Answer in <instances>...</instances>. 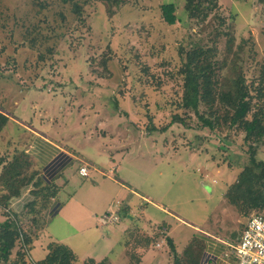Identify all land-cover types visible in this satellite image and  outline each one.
Listing matches in <instances>:
<instances>
[{
    "label": "rangeland",
    "instance_id": "obj_1",
    "mask_svg": "<svg viewBox=\"0 0 264 264\" xmlns=\"http://www.w3.org/2000/svg\"><path fill=\"white\" fill-rule=\"evenodd\" d=\"M187 2L128 0L111 6L101 0H0V110L13 115L0 134V159L35 139L24 128V121L31 120L34 130L76 149L92 168L116 169L130 192L165 206L182 223L206 220L209 229L231 241L241 217L246 218L225 191L250 164L245 132L228 124L216 130L198 127L193 112L188 113L192 128H151L164 127L176 113L187 115L180 107V70L194 50L204 48L217 61L230 56L232 65L230 45L235 51L250 37L257 53L247 49L239 64L248 80L257 79L264 61V0H216V8L199 17L191 16ZM165 4L176 6L175 24L164 19ZM229 68L223 74H230ZM260 106L264 109V99ZM257 157L264 161V138ZM80 163L60 180L65 181L58 197L62 202L68 203L75 191L85 193L82 185L96 176L82 177ZM252 188L264 194L260 184ZM115 203L111 212L121 207ZM68 205L72 214L75 200ZM77 210L88 224L91 212L75 208L74 216ZM25 223L29 228L31 223ZM40 229H28L31 238ZM28 247L21 241L12 257ZM27 253L38 259V251L33 257Z\"/></svg>",
    "mask_w": 264,
    "mask_h": 264
},
{
    "label": "trees",
    "instance_id": "obj_2",
    "mask_svg": "<svg viewBox=\"0 0 264 264\" xmlns=\"http://www.w3.org/2000/svg\"><path fill=\"white\" fill-rule=\"evenodd\" d=\"M101 1L111 6H120L128 0ZM75 6L78 8V4ZM216 6V0L187 2V9L194 17L207 16V13ZM162 9L165 21L171 25L175 24L178 20L175 14L176 6L165 4ZM229 48L228 54L235 55L232 65L228 61L230 56L217 61L204 48L188 54L184 67L180 70L184 78L180 107L187 115L176 113L164 127L157 129L153 124L151 130L165 132L174 124L192 128L191 116L188 113L193 112L201 122L198 127L216 130L228 124L245 132L244 142L249 144L250 164L240 172L236 182L227 186L225 197L242 215L250 217L253 214L252 209H264V194L252 188V185L256 184L264 187V161L257 157L258 146L264 138V109L262 106L258 107L259 102L264 99V61L259 66L257 79L248 80L239 64L240 56L247 49L251 54H256V43L249 37L243 39L235 51L234 45L231 44ZM48 51L53 53L55 50L48 47ZM227 67H230V74H223ZM203 104L207 107L204 112L200 109ZM209 113L212 117L207 116ZM9 121L10 115L0 110V134ZM0 171V213L4 217L0 219V264H77V254L73 249L59 242L49 243L46 256L37 260L28 258V248L19 249L16 257H12L18 243L23 241V247H26L32 239L28 229L43 227V214L51 206L60 188L54 181L45 183L42 180L35 161L24 150L16 151L12 156H3L0 159ZM30 184L34 185L33 199L26 204L21 213L13 212L10 208L11 200L20 196ZM26 221L31 223L27 226L29 228H26ZM131 234L136 238H142L145 233L138 227L133 228ZM146 240L149 239L145 237ZM129 252L134 255L133 250ZM83 264L110 263L107 259L98 262L89 258Z\"/></svg>",
    "mask_w": 264,
    "mask_h": 264
},
{
    "label": "crops",
    "instance_id": "obj_3",
    "mask_svg": "<svg viewBox=\"0 0 264 264\" xmlns=\"http://www.w3.org/2000/svg\"><path fill=\"white\" fill-rule=\"evenodd\" d=\"M20 91L21 104L24 95ZM24 122L29 123L24 128L35 139L15 151L24 150L28 153L35 161L42 180L45 183L54 181L60 188L51 206L43 214L44 228L28 244L32 257L33 251H38V259L45 257L49 251V243L59 242L73 249L77 254V264H83L89 258L98 262L107 259L110 264H235V258L233 261V256L229 255V247L240 240L249 217L243 215L247 221L241 217L240 226L233 231L231 241L209 229L208 223L205 225L206 220L201 224L182 223V218L165 206L148 197H145L146 200L135 190L130 192L124 181L119 179L116 169L111 168L106 173L97 167L92 168L76 149L34 130L31 120ZM77 160L81 162L78 172L82 177H90L92 173L96 176L92 177L91 182L82 185L85 193L78 195L79 192L75 191L71 195L75 205L71 207L70 214L68 204L71 199L65 203L58 198L65 184V181L63 183L60 180ZM86 165H89V176L80 173V168ZM33 189L34 185L30 184L20 196L11 200L10 208L13 212L23 211L26 204L33 199ZM135 197L144 202L137 203ZM115 202H119L121 206L118 213L120 220L104 224L101 216L110 211ZM75 208L91 212L88 224L86 216L80 210L74 216ZM177 220L179 224L176 223ZM181 225L187 228H182ZM138 227L144 230V236L149 240L145 241L143 235L142 238L132 236V229ZM129 250H133L134 255Z\"/></svg>",
    "mask_w": 264,
    "mask_h": 264
},
{
    "label": "built area",
    "instance_id": "obj_4",
    "mask_svg": "<svg viewBox=\"0 0 264 264\" xmlns=\"http://www.w3.org/2000/svg\"><path fill=\"white\" fill-rule=\"evenodd\" d=\"M83 176H89L88 165L80 168ZM120 211L106 212L103 223H116ZM229 255L234 256L235 264H264V214L253 213L245 224L240 240L231 245Z\"/></svg>",
    "mask_w": 264,
    "mask_h": 264
}]
</instances>
